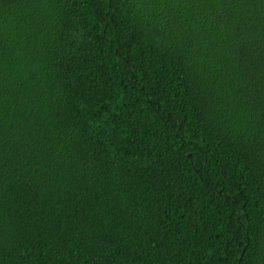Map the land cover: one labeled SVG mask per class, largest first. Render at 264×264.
Segmentation results:
<instances>
[{
    "label": "trees",
    "instance_id": "trees-1",
    "mask_svg": "<svg viewBox=\"0 0 264 264\" xmlns=\"http://www.w3.org/2000/svg\"><path fill=\"white\" fill-rule=\"evenodd\" d=\"M0 264H264V0H0Z\"/></svg>",
    "mask_w": 264,
    "mask_h": 264
}]
</instances>
